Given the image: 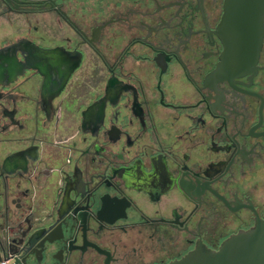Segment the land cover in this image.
I'll use <instances>...</instances> for the list:
<instances>
[{
  "label": "flooded vegetation",
  "instance_id": "af4514ba",
  "mask_svg": "<svg viewBox=\"0 0 264 264\" xmlns=\"http://www.w3.org/2000/svg\"><path fill=\"white\" fill-rule=\"evenodd\" d=\"M225 1L0 0V264H172L264 226V14L228 57Z\"/></svg>",
  "mask_w": 264,
  "mask_h": 264
},
{
  "label": "water",
  "instance_id": "95a60500",
  "mask_svg": "<svg viewBox=\"0 0 264 264\" xmlns=\"http://www.w3.org/2000/svg\"><path fill=\"white\" fill-rule=\"evenodd\" d=\"M263 14L264 0L225 1L223 28L229 35L228 57L239 51L236 55L240 58L253 60L263 37ZM3 243L0 233V246ZM172 264H264V226L235 235L218 250L200 249Z\"/></svg>",
  "mask_w": 264,
  "mask_h": 264
},
{
  "label": "built area",
  "instance_id": "2783aa9c",
  "mask_svg": "<svg viewBox=\"0 0 264 264\" xmlns=\"http://www.w3.org/2000/svg\"><path fill=\"white\" fill-rule=\"evenodd\" d=\"M3 264V263H2Z\"/></svg>",
  "mask_w": 264,
  "mask_h": 264
}]
</instances>
